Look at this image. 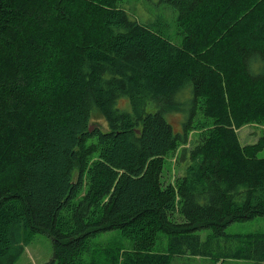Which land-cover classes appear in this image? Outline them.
<instances>
[{
  "label": "trees",
  "instance_id": "obj_1",
  "mask_svg": "<svg viewBox=\"0 0 264 264\" xmlns=\"http://www.w3.org/2000/svg\"><path fill=\"white\" fill-rule=\"evenodd\" d=\"M163 1L180 40L122 0H0V264L38 232L50 264L264 261V232L226 231L264 215V130L238 132L264 127V0Z\"/></svg>",
  "mask_w": 264,
  "mask_h": 264
},
{
  "label": "rangeland",
  "instance_id": "obj_2",
  "mask_svg": "<svg viewBox=\"0 0 264 264\" xmlns=\"http://www.w3.org/2000/svg\"><path fill=\"white\" fill-rule=\"evenodd\" d=\"M121 5L134 17H137L141 22H155L156 26L164 31L168 36L179 39L177 30V16L178 11L169 6L163 0H122ZM187 91V90H186ZM186 117V112H183ZM183 114L174 113L171 114L168 119L174 124L175 129L180 130L181 119ZM185 117L183 119H185ZM193 123L209 124L210 118L203 116L201 108L196 110L193 116ZM104 125L105 122L100 120ZM264 127L260 125L248 124L238 129L239 137L243 143L256 141L263 133ZM261 156H264V149L259 152ZM181 150L171 152L166 155L165 166L163 169L162 179L166 183L173 182L175 179L182 175L185 171L188 161H182L180 159ZM228 233H257L264 232V215L255 216L253 218L235 221L230 223L226 227ZM202 239H205L210 233L209 229H203L200 232ZM160 233L155 249L163 251L167 247V236ZM112 235L110 233H103L94 237L91 240L93 246L108 245L111 241ZM32 242L28 243L25 247L23 254L18 258L16 264H50L53 257L52 238L46 232L35 233ZM121 243L124 247H130L132 241L125 239L124 237L115 236L112 239V243ZM171 264H264V261L247 260V259H224L217 260L208 256H195V255H178L173 257Z\"/></svg>",
  "mask_w": 264,
  "mask_h": 264
},
{
  "label": "water",
  "instance_id": "obj_3",
  "mask_svg": "<svg viewBox=\"0 0 264 264\" xmlns=\"http://www.w3.org/2000/svg\"><path fill=\"white\" fill-rule=\"evenodd\" d=\"M91 128H92V126H91Z\"/></svg>",
  "mask_w": 264,
  "mask_h": 264
}]
</instances>
